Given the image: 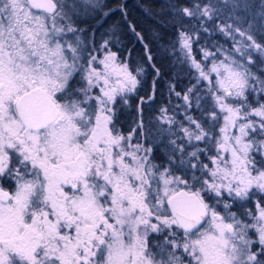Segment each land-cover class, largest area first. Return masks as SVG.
I'll return each instance as SVG.
<instances>
[{"label":"snow or ice","instance_id":"6c2138e0","mask_svg":"<svg viewBox=\"0 0 264 264\" xmlns=\"http://www.w3.org/2000/svg\"><path fill=\"white\" fill-rule=\"evenodd\" d=\"M99 7L0 0V264H264V0L169 4L182 103L145 120V45L127 127L146 69Z\"/></svg>","mask_w":264,"mask_h":264},{"label":"trees","instance_id":"16d2710c","mask_svg":"<svg viewBox=\"0 0 264 264\" xmlns=\"http://www.w3.org/2000/svg\"><path fill=\"white\" fill-rule=\"evenodd\" d=\"M173 2L185 3V0H105L103 10L108 14L102 16L98 14L97 17L91 18L92 20L89 19L87 27L95 31L97 42L110 38V34L115 32L119 40L113 50L118 51L122 56L131 52V62L146 69L142 87L130 96L129 106L122 109L121 120L125 127L136 117L139 98L144 97L147 101L151 94L155 74L144 58L145 45L153 56L151 63H154L161 73L160 76L155 77L157 84L154 100L147 101L143 105L145 120L158 115L161 107H168L171 112L176 105L182 103L175 96L170 98L168 89L169 83H177V91H180L190 78L187 67L179 64L176 57L167 52L171 44L176 41V31L172 27L171 10L168 7ZM133 28L135 31L132 30ZM137 33L143 38L142 40L137 38ZM208 39L210 38L205 37V40ZM214 39L221 44L225 43V38L219 34ZM196 49L197 45L194 44L193 54L199 59L200 54ZM156 155L158 160H162L163 149L158 150Z\"/></svg>","mask_w":264,"mask_h":264},{"label":"rangeland","instance_id":"374dc122","mask_svg":"<svg viewBox=\"0 0 264 264\" xmlns=\"http://www.w3.org/2000/svg\"><path fill=\"white\" fill-rule=\"evenodd\" d=\"M104 2H105V0H99L100 7L96 11L90 13V15L87 17L88 20L91 18L97 17L98 14H100L102 16L105 13V11L103 10ZM230 46H231V44L229 43L226 47H230Z\"/></svg>","mask_w":264,"mask_h":264}]
</instances>
